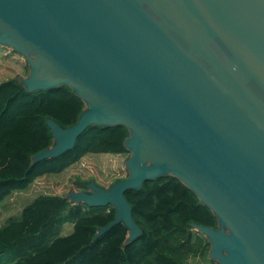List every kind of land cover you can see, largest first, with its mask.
<instances>
[{
  "label": "water",
  "instance_id": "water-1",
  "mask_svg": "<svg viewBox=\"0 0 264 264\" xmlns=\"http://www.w3.org/2000/svg\"><path fill=\"white\" fill-rule=\"evenodd\" d=\"M0 44L23 54L17 78L67 84L84 105L31 161L73 148L87 124H122L127 173L64 195L110 203L113 223L140 233L125 189L171 174L216 215L189 221L219 264H264V0H0Z\"/></svg>",
  "mask_w": 264,
  "mask_h": 264
},
{
  "label": "trees",
  "instance_id": "trees-1",
  "mask_svg": "<svg viewBox=\"0 0 264 264\" xmlns=\"http://www.w3.org/2000/svg\"><path fill=\"white\" fill-rule=\"evenodd\" d=\"M83 105L65 83L27 90L15 76L0 81V200L41 174L63 170L86 152H127L124 125L92 123L76 135L73 148L30 160L51 142L45 117L65 126ZM123 195L140 228L126 244L122 221L92 238L96 226L113 218L110 203L93 206L73 203L63 194L39 193L0 225V264H185L186 255L202 248L206 254L208 241L187 225L193 220L215 227L216 215L179 178L145 179L139 189H125ZM65 222L71 229L60 234Z\"/></svg>",
  "mask_w": 264,
  "mask_h": 264
},
{
  "label": "rangeland",
  "instance_id": "rangeland-1",
  "mask_svg": "<svg viewBox=\"0 0 264 264\" xmlns=\"http://www.w3.org/2000/svg\"><path fill=\"white\" fill-rule=\"evenodd\" d=\"M27 71L28 67L23 54L17 53V50L8 45L0 44V81L12 76L21 78L26 75ZM127 155L128 152H86L63 170L57 173H44L35 177L25 188L13 189L0 200V225L7 218L16 217L20 208L36 194L65 195L70 189L80 188L81 181L89 179H93L103 186L109 185L113 180L127 173L124 165ZM70 229L71 223L65 222L59 233L65 234ZM185 264H219V262L209 258L207 250L205 254L204 248H202L196 255H186Z\"/></svg>",
  "mask_w": 264,
  "mask_h": 264
},
{
  "label": "flooded vegetation",
  "instance_id": "flooded-vegetation-1",
  "mask_svg": "<svg viewBox=\"0 0 264 264\" xmlns=\"http://www.w3.org/2000/svg\"><path fill=\"white\" fill-rule=\"evenodd\" d=\"M82 188H84V186H83V184H82V182H81V187H80L79 189H82Z\"/></svg>",
  "mask_w": 264,
  "mask_h": 264
},
{
  "label": "bare ground",
  "instance_id": "bare-ground-1",
  "mask_svg": "<svg viewBox=\"0 0 264 264\" xmlns=\"http://www.w3.org/2000/svg\"><path fill=\"white\" fill-rule=\"evenodd\" d=\"M83 183V182H82ZM80 184H81V182H80Z\"/></svg>",
  "mask_w": 264,
  "mask_h": 264
},
{
  "label": "crops",
  "instance_id": "crops-1",
  "mask_svg": "<svg viewBox=\"0 0 264 264\" xmlns=\"http://www.w3.org/2000/svg\"><path fill=\"white\" fill-rule=\"evenodd\" d=\"M41 175H43V174H41Z\"/></svg>",
  "mask_w": 264,
  "mask_h": 264
}]
</instances>
